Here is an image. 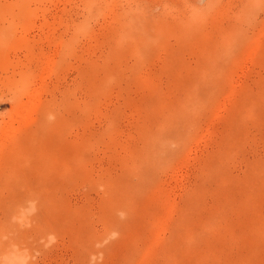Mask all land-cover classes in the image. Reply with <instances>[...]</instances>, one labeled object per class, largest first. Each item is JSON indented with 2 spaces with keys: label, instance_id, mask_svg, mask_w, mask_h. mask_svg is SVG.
<instances>
[{
  "label": "rangeland",
  "instance_id": "obj_1",
  "mask_svg": "<svg viewBox=\"0 0 264 264\" xmlns=\"http://www.w3.org/2000/svg\"><path fill=\"white\" fill-rule=\"evenodd\" d=\"M0 264H264V0H0Z\"/></svg>",
  "mask_w": 264,
  "mask_h": 264
}]
</instances>
